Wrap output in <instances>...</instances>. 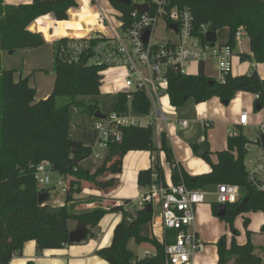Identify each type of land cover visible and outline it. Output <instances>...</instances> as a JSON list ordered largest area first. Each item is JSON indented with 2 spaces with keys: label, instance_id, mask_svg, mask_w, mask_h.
Masks as SVG:
<instances>
[{
  "label": "trees",
  "instance_id": "1",
  "mask_svg": "<svg viewBox=\"0 0 264 264\" xmlns=\"http://www.w3.org/2000/svg\"><path fill=\"white\" fill-rule=\"evenodd\" d=\"M108 1L124 15L130 10L117 0ZM177 5L191 12L193 28L201 38V25H207L209 30L214 27L220 46L234 50V35L237 29L243 28L252 58L246 54H239V58L264 63V0H179ZM73 8H77L74 0H32L30 4L16 6L0 0V264H8L20 255L23 245L29 241L35 242L37 254L74 246L69 243L68 235L82 224L87 228L86 239L94 237L92 229L109 213H120L122 220L113 229L110 246L96 252L99 258L107 264H165L164 245L151 235L152 209H137L131 201L124 200L122 206L107 210L73 211V195L79 191L80 182L94 183L107 170L108 156L94 173L82 170L79 164L90 157L93 150L71 139L72 130L80 126L79 117L83 114L93 117L99 111V103L91 98L99 95V73L105 69L87 65L86 58L77 64H68L58 57L59 46L65 40L54 42L53 90L46 99L36 101V92L30 87L28 78L15 80L14 75L20 70L3 65L5 53L12 55L17 51L35 50L46 42L68 36L86 37V6L71 11L68 19L67 13ZM29 27L33 32L28 30ZM166 77V95L175 109L182 108L189 99L196 104L213 98L230 102L237 92L258 96L255 109L264 108V80L254 69L243 76L228 75L223 84L207 77L202 65L196 76L182 75L177 68L171 67ZM61 98L68 101L59 106ZM128 106L140 116H147L151 108L144 92L137 88L119 93L112 112L124 113ZM237 130L236 136L228 137L227 149L216 154V163H212L208 155L203 158L210 166V172L205 174L191 176L178 167L164 134L160 139V151L170 166L174 185L183 183L189 189L207 192L223 183L239 187V200L224 205L221 220L228 225L232 238L229 246L225 236L216 243L217 264H264V223L260 229L263 236L259 247L261 255L254 254L246 218H243L246 242L238 245L235 241L238 231L234 228V220L238 216L251 212H261L264 216V189L257 190L249 183L244 166L250 142ZM152 133L151 125L124 128L121 140L110 144L108 152L153 151ZM261 147L264 152V145ZM192 148L196 150L195 145ZM41 162H47L51 172L66 183L62 206L38 203L39 193L49 194L48 190L37 188L33 177L31 166ZM153 172L164 180L161 168L154 164L147 179L140 181L142 187L150 183ZM210 206L216 216L219 205L211 203ZM168 235L174 234L169 231ZM131 239L138 246L152 249L153 254L133 262L134 255L127 248ZM171 241L166 239V243Z\"/></svg>",
  "mask_w": 264,
  "mask_h": 264
},
{
  "label": "crops",
  "instance_id": "2",
  "mask_svg": "<svg viewBox=\"0 0 264 264\" xmlns=\"http://www.w3.org/2000/svg\"><path fill=\"white\" fill-rule=\"evenodd\" d=\"M31 1L5 4L16 6L30 4ZM89 18H92L95 24V15L91 10L86 13V28ZM44 47H52V43L46 42L39 49L22 51V68L20 72L14 75L15 80L28 78L30 87L36 92V101L44 100L51 94L55 81L54 74L51 76L42 74V71L47 68H43L42 55H40L39 50ZM233 53L231 76H243L254 69L259 78L264 80V63H255L252 59L241 60L238 56L239 54H246L252 58L249 50V41L246 36L237 42ZM52 60L51 52L50 64L48 62L46 64L50 68ZM208 60L211 61L212 59ZM208 60L201 64L204 74L211 79H216L219 75L218 72L213 77L207 70L206 62ZM114 72H117V74L115 75ZM101 75L99 95L92 97L91 100H96L98 103L102 102L103 112L110 114L116 105L117 95L127 91L123 82L125 71L121 68H110L104 70ZM106 76V85L102 87V82L105 81ZM254 102L255 96L253 94L237 92L228 105L223 104L217 98L200 104H196L194 100L189 99L182 108L175 109L170 106L166 94L160 96L154 104L151 103L150 108L151 113L156 109L158 114V116L154 114L155 116L149 117V120L152 121L151 126L153 129V151H114L109 153L106 150L105 157H109L106 172L97 178L94 183L80 182L79 191L75 193L77 196L73 195V198L85 199L83 200L85 204L80 207H73V211L81 213L97 208L107 210L117 203H122L124 200L136 201L143 190L140 181L147 179L149 171L154 164H158L161 168L165 183L173 184L170 166L166 162L164 153L160 151L162 134L166 136L175 164L191 176L210 172V166L205 162L204 157L197 158L195 156L199 146L203 142H207L209 144V152L207 154L209 160L212 163H216V154L227 149V139L229 137L227 132L229 130L238 133L237 129H239L241 134L250 143H253L254 155L248 160L245 157V162L260 160L264 152L261 145L256 143V140L260 127L264 125V108L259 111L256 110ZM242 112L247 113V126L245 127L239 126V118ZM129 115L135 118L145 117L137 115L133 110L129 112ZM95 120L87 114L81 115L79 117L80 126L72 130L71 139L92 148V150L96 148L98 133L93 126ZM182 122H186V126L183 127L181 125ZM193 145L196 146V150H193ZM251 147V145L248 146L247 153L251 150ZM82 164L83 161L79 164L82 170L91 174L95 172L85 168ZM60 182L62 183L63 180L61 179ZM64 186L66 187V185ZM65 193H62L64 194L62 198L59 201H55L54 204L52 203V206H62ZM50 202L49 200L47 201L49 204ZM243 218L248 220L247 230L252 233V242L255 247L254 254L259 256L261 255L259 247L263 243L260 229L264 223V216L261 212H251L240 215L234 220V228L238 231L235 241L238 245H244L246 242ZM217 219L219 218L212 214L209 203L205 202L197 207L195 230L199 240L206 245V248L202 254L195 256L193 264H217L216 243L220 237L225 236L227 246H229L232 238L229 227L224 221V226L221 225L216 221ZM121 220L122 215L120 213L106 214L99 224L92 229L94 237L89 236L88 239L74 246H65L58 250H45L41 254L36 253L34 241L26 242L20 255L13 257L8 264H27L28 262L32 264H107L96 255V252L110 246L113 229ZM129 251L134 255L133 251ZM152 254L153 252H150L149 255ZM135 259H138L136 254L132 261L134 262Z\"/></svg>",
  "mask_w": 264,
  "mask_h": 264
},
{
  "label": "built area",
  "instance_id": "3",
  "mask_svg": "<svg viewBox=\"0 0 264 264\" xmlns=\"http://www.w3.org/2000/svg\"><path fill=\"white\" fill-rule=\"evenodd\" d=\"M77 8L87 6L95 15V24L90 25L88 35L82 38L63 37L51 43L65 40L58 49V57L68 64H77L86 58L87 65L101 69L121 68L125 71L123 78L127 91L133 88L142 90L151 103L154 104L160 96L165 95L168 89L167 72L171 67L178 69L180 74L196 76L199 65L208 59L218 62L219 83H224L231 75L233 50L227 46L214 45L205 42L204 36L209 31L207 25H201L198 36L193 28L192 15L187 8H179V0H137L132 4L130 0L127 15L113 8L108 0L107 4L119 12V25L116 26L111 15L104 7L102 0H74ZM136 7H142L139 10ZM145 7V9H144ZM67 19V20H68ZM65 20V21H67ZM159 22H163L165 33L158 39L154 37ZM175 29H170V26ZM148 33L146 42H143L144 33ZM100 36V40H93L92 36ZM246 36L243 28L237 29L234 41L239 42ZM103 72H100L101 75ZM255 98H258L256 96ZM128 100L129 97H128ZM131 107L124 113L111 112L104 120H95L94 129L98 133L97 147L108 150L109 145L121 140L122 130L128 127H147L152 124L149 117L158 116L157 110L144 118H135L129 115ZM155 114V115H154ZM162 116V115H161ZM160 116V118H161ZM164 120V118H162ZM181 125L186 126V122ZM239 126H247V113L242 112ZM229 136H236L235 131L229 130ZM264 136V125L259 129L256 141L260 143ZM248 149V147H247ZM100 157V154H96ZM247 179L257 190L264 189V155L258 161L244 162ZM33 168V177L37 188L49 184L50 166L41 162ZM62 185L61 182L56 186ZM65 193V188H61ZM212 194L216 203L220 205L235 204L239 200V187L234 184H219L213 192L199 189H189L185 184L178 185L165 183L154 172L151 173L150 183L143 187L141 195L131 202L137 209L150 206L153 210L151 221V235L164 245L165 264H193V259L205 251L195 230L196 209L206 202V196ZM117 203L114 206H122ZM129 212V208L124 206ZM173 232L169 236L168 232ZM166 239H172L166 243ZM150 256L146 254L145 257Z\"/></svg>",
  "mask_w": 264,
  "mask_h": 264
},
{
  "label": "rangeland",
  "instance_id": "4",
  "mask_svg": "<svg viewBox=\"0 0 264 264\" xmlns=\"http://www.w3.org/2000/svg\"><path fill=\"white\" fill-rule=\"evenodd\" d=\"M27 1H30V0H4V3H9V4H13V3H24V2H27ZM102 3L104 5V7L107 9L108 13L111 15V19L113 20L114 24L116 26L119 25L118 23V17L120 16L119 12L116 11L115 9H113L112 7H110L106 1L102 0ZM138 3L137 0H134L132 2V4H136ZM79 9V8H78ZM77 10V9H76ZM34 23V22H33ZM32 23V24H33ZM31 24V25H32ZM30 25V26H31ZM90 25H94V22H93V19L92 18H89L88 19V22H87V29H89V26ZM165 26H164V23L163 22H159L158 23V26L155 30V34H154V37L156 39L160 38L164 33H165ZM37 33V32H35ZM43 37V36H42ZM44 39V38H43ZM45 41V40H44ZM244 41H245V38H244ZM46 42V41H45ZM217 44L219 45V42L218 40L216 41ZM39 49V48H38ZM53 51H54V48L53 47H44L42 48L41 50H39V53L41 56V61H42V64H43V68H47L45 69V71H42L43 73L42 74H46V75H49L51 76L53 73L51 72V68L48 67L49 65H46V64H50V61H51V52L53 54ZM22 51H17L15 52L14 54L12 55H9V53H5L3 54V65L5 68H16V69H21L22 68ZM48 62V63H47ZM210 64H209V63ZM208 62H206V67H207V70L209 72L210 75H212L213 77L216 76L217 74V67H218V62L217 60H208ZM209 64V65H208ZM115 75L117 74V72H114ZM102 76V75H100ZM106 81H107V76L105 78V81L102 82V87H104L106 85ZM107 99V98H106ZM68 100L66 98H61L59 99L58 101V105H62V104H65ZM99 112H101L103 115H109V114H106L103 112V109H102V102L99 103ZM153 139L155 140V137L153 136ZM249 145H251V150L247 153V156H246V159L248 160L249 158H252L253 157V143H250ZM93 154L88 157L87 159H85L83 161V166L85 168H88L89 170L91 171H96V169H98L103 160H104V157H105V154H106V150H102V149H99L98 147L94 148L93 149ZM97 153H100V157H96V154ZM49 184L46 185V186H43V187H40L39 189H45V190H48L49 191V195H50V198H49V203H47L48 205H51L52 206V203L54 204L55 201H59L62 196L64 194H62L61 192V188L64 187L66 188L64 185L66 184L64 181L62 182V185L60 186H56V183L60 182L61 179L60 177L56 174V173H53V172H50L49 174ZM208 191H211V188H209ZM213 192V191H211ZM210 192V193H211ZM77 196V194H74ZM83 200L85 199H78V198H73V202H72V206L73 207H80V206H83L85 203L83 202ZM206 203H216V198L214 195L212 194H209L206 196ZM77 211H83V210H77ZM156 214V213H154ZM218 223H220L221 225L224 226V223L222 220L220 219H217L216 220ZM209 228V227H207ZM206 247V245H205ZM128 249L133 251L134 252V256L135 254L138 256V259H142L146 256V254H150V252L152 253L153 250L150 249L149 247L147 246H137L136 243L134 242V240H130L129 243H128Z\"/></svg>",
  "mask_w": 264,
  "mask_h": 264
},
{
  "label": "water",
  "instance_id": "5",
  "mask_svg": "<svg viewBox=\"0 0 264 264\" xmlns=\"http://www.w3.org/2000/svg\"><path fill=\"white\" fill-rule=\"evenodd\" d=\"M117 2L119 4H123V5H128L130 0H117ZM137 9L141 10L143 9L142 7H136ZM145 9V7H144ZM170 29H175V26L171 25ZM29 31H31L30 27L28 29ZM33 32V31H31ZM148 37V33L145 32L144 36H143V42H146ZM93 40H100V36H92ZM204 40L207 43H210L211 45H214L216 42V32H215V28L211 27L210 30L205 34L204 36ZM102 78H100L101 80ZM223 104L228 105L229 102L228 101H224ZM260 107H256V110H260ZM94 119L97 120H104L106 118V115H103L101 112L97 111L94 115H93ZM260 144L264 145V136L261 137L260 139ZM209 152V144L207 142H203L199 148L196 150L195 156L197 158H203L205 157ZM38 203H44L47 202L49 200V194L48 193H39L38 197H37ZM147 210H150V206L146 207ZM224 211H225V206L224 205H220L218 208V213L216 214V217L219 219H222L224 216ZM88 234H87V228L85 225H80L77 228H75L73 231H71L68 235V241L71 244L77 245L83 241H85V239L87 238Z\"/></svg>",
  "mask_w": 264,
  "mask_h": 264
},
{
  "label": "bare ground",
  "instance_id": "6",
  "mask_svg": "<svg viewBox=\"0 0 264 264\" xmlns=\"http://www.w3.org/2000/svg\"><path fill=\"white\" fill-rule=\"evenodd\" d=\"M89 8L86 6V9H85V13H88L89 12ZM88 35V32H87V30H86V36Z\"/></svg>",
  "mask_w": 264,
  "mask_h": 264
}]
</instances>
